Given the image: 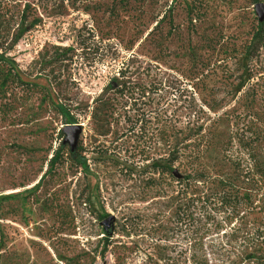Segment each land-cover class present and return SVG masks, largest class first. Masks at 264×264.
<instances>
[{"label": "rangeland", "instance_id": "374dc122", "mask_svg": "<svg viewBox=\"0 0 264 264\" xmlns=\"http://www.w3.org/2000/svg\"><path fill=\"white\" fill-rule=\"evenodd\" d=\"M186 1L0 0L13 15L9 57L22 81L44 87L82 125L88 166L76 168L64 147L47 174L65 125L53 104L18 88L0 97V264H200L201 236L209 253L216 235L206 213L191 208L180 224L168 198L175 184L146 167L163 154L164 122L200 117L213 143L226 139L233 115H255L264 131V43L245 61L258 18L250 0H203L192 24ZM170 3L172 24L154 31ZM22 13L41 24L11 46ZM114 78L121 95L105 90ZM107 100L113 116L100 122ZM207 259L222 264L219 254Z\"/></svg>", "mask_w": 264, "mask_h": 264}, {"label": "trees", "instance_id": "16d2710c", "mask_svg": "<svg viewBox=\"0 0 264 264\" xmlns=\"http://www.w3.org/2000/svg\"><path fill=\"white\" fill-rule=\"evenodd\" d=\"M250 1L256 7L263 4L264 0ZM203 2L189 0L183 3L191 24L199 23L200 18L204 17V12L201 13ZM172 9L170 3L166 11L155 17L154 31L163 24H172ZM12 18V13L6 10L4 4L0 5V97H5L14 88L26 93H39L42 102L49 101L53 104L55 113L63 124H77L69 108L53 101L44 87L22 81L13 59L9 57L12 49L6 41L7 36H4ZM20 21L21 27L11 39V46L41 24V20L36 17L26 20L23 13ZM172 32L171 28L167 31L170 35ZM263 43L264 18H257L253 35L242 54L245 61H252V56L258 54ZM123 88L124 84H117V78H114L109 81L105 90L121 95ZM107 101L99 116L94 115L100 122L113 116L112 105ZM3 110L6 113L10 108L4 105ZM232 119L226 139L219 143L211 141V133L200 117L193 116L184 124L180 123L178 128L164 122L163 154L158 161H152L146 167L175 184V191L170 197H166L175 201L174 214L180 224L186 223L191 208L196 215L206 213L205 223L213 224L212 235H216V239L212 241L213 236L211 237L209 253L203 243L204 237H198L194 242V245L200 246V250L204 248L205 251L200 264H208L209 254L211 257L219 254L222 264H264V161L259 159L263 152L264 131L261 125L256 124L258 120L255 115L250 118L233 115ZM63 149L61 145L51 154L47 174L60 163ZM211 154L215 156L211 158ZM68 160L76 168L87 170V159L81 156L79 148L73 154L68 153ZM44 177L45 175L41 179ZM148 182L149 189L156 186V180L150 178ZM165 184L167 188L168 185ZM166 192L167 189H164L163 194Z\"/></svg>", "mask_w": 264, "mask_h": 264}, {"label": "water", "instance_id": "95a60500", "mask_svg": "<svg viewBox=\"0 0 264 264\" xmlns=\"http://www.w3.org/2000/svg\"><path fill=\"white\" fill-rule=\"evenodd\" d=\"M257 16L259 20H262L264 18V7L262 4H259L255 7ZM60 133L63 136V140L61 142V145L63 147H68L69 153L73 154L77 150L78 142H79V137L82 133V125L79 124H73V125H64ZM174 176L178 178L177 174L174 173ZM113 221L112 217H109L105 219L102 223L101 226L103 227L104 231L106 233L109 232L110 230V225Z\"/></svg>", "mask_w": 264, "mask_h": 264}, {"label": "flooded vegetation", "instance_id": "af4514ba", "mask_svg": "<svg viewBox=\"0 0 264 264\" xmlns=\"http://www.w3.org/2000/svg\"><path fill=\"white\" fill-rule=\"evenodd\" d=\"M77 148H78V146H77Z\"/></svg>", "mask_w": 264, "mask_h": 264}]
</instances>
